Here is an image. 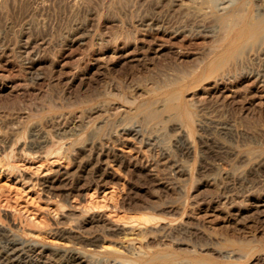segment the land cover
Wrapping results in <instances>:
<instances>
[{
    "label": "rangeland",
    "instance_id": "obj_1",
    "mask_svg": "<svg viewBox=\"0 0 264 264\" xmlns=\"http://www.w3.org/2000/svg\"><path fill=\"white\" fill-rule=\"evenodd\" d=\"M263 7L0 0V252L264 264V32L205 67Z\"/></svg>",
    "mask_w": 264,
    "mask_h": 264
},
{
    "label": "bare ground",
    "instance_id": "obj_2",
    "mask_svg": "<svg viewBox=\"0 0 264 264\" xmlns=\"http://www.w3.org/2000/svg\"><path fill=\"white\" fill-rule=\"evenodd\" d=\"M222 4V3H221ZM233 4V3H231ZM224 10V9H223ZM226 10V9H225ZM260 11V10H259ZM263 13H264V7L262 8ZM248 13V12H247ZM261 12V14L256 13L253 16L249 15L248 14H245L244 12L243 13H238L236 14L233 19L229 20L228 24L229 25V31L227 33V35H231L230 37L232 38L230 40V37H229V40L230 42L229 43H223V47H222V50L220 52V54H214V58L213 60H211L209 62V64H207L205 67L208 69V70H212L214 67H216V65H219V64H222V62L225 61V59L230 55L233 54V52L236 51L237 47H238V43L240 42H243L245 44L246 40H251V39H254L256 38L257 36H259L262 32H264V14ZM239 26V27H238ZM234 27H238L237 30L234 29ZM206 30V29H205ZM227 31V29H226ZM226 35V36H227ZM228 37V36H227ZM226 37V39H227ZM228 40V41H229ZM227 42V41H225ZM241 46V45H239ZM221 49V48H220ZM239 49V48H238ZM264 54V53H263ZM262 54V55H263ZM264 61V60H263ZM262 67V66H261ZM204 70V69H203ZM262 70V69H261ZM263 72V71H262ZM260 73V72H259ZM253 74V73H252ZM261 74V73H260ZM263 75V74H262ZM259 76V75H258ZM264 76V75H263ZM204 77V76H203ZM201 77V78H203ZM200 79V78H199ZM261 79V78H260ZM264 84V83H263ZM171 98V97H170ZM169 98V99H170ZM168 99V103L171 102L173 100V98H171V101H169ZM174 105V104H173ZM164 106V105H163ZM174 108V106L172 105H168V106H165L163 110H166V111H172ZM178 108V106H177ZM181 109V108H180ZM175 110V109H174ZM180 111V110H179ZM163 112V111H162ZM182 112V111H181ZM186 114V112H185ZM176 115H178L176 113ZM187 115V114H186ZM148 118V120H150L149 122H152V120H156L158 121V111H149V113L147 114L146 116ZM173 119V118H172ZM133 125V124H132ZM141 131V130H140ZM137 132V131H136ZM143 132V131H142ZM141 133V132H140ZM188 133V132H187ZM137 134V133H136ZM144 134V132H143ZM142 134V135H143ZM190 134V133H189ZM149 135V134H148ZM182 136V142H183V147L185 148L186 151H190V146L191 144L189 143V139H188V136L186 134V132H183L180 134ZM146 137V136H145ZM149 139V138H148ZM151 139V137H150ZM175 139V138H174ZM171 140V139H170ZM159 148V147H158ZM171 148V147H170ZM171 150V149H170ZM164 151V150H163ZM175 153V152H174ZM183 155V154H182ZM174 160V159H173ZM177 161V160H176ZM172 170V169H171ZM177 170V169H176ZM175 170V171H176ZM188 170V169H187ZM181 172V171H180ZM184 173V171H182ZM188 173V172H187ZM232 174V173H231ZM179 176V174H178ZM238 176V175H237ZM244 178V177H243ZM228 189V188H227ZM221 205V204H220ZM2 230V229H1ZM4 232V231H3ZM2 233V231H1ZM0 233V234H1ZM4 235V234H3ZM14 235V234H13ZM3 237V236H2ZM7 237L9 238L8 239V246L6 248V250L4 249L3 252H0V260H1V263L2 264H14V262H16V264H32L33 261H28L23 258L24 257H27V252L25 250V245H23V243H19L18 240L14 239V236H8ZM1 238V237H0ZM3 239H5L3 237ZM5 242V241H4ZM3 242V243H4ZM133 242V241H132ZM131 242V243H132ZM133 244V243H132ZM5 245V244H4ZM2 246V245H1ZM132 247V245H130ZM134 247V246H133ZM27 248V247H26ZM125 248V247H124ZM130 248V247H129ZM31 250V249H30ZM120 250V249H119ZM137 250V249H136ZM36 252V251H34ZM75 252V251H74ZM32 254V252H30ZM67 255V254H66ZM59 256V255H58ZM32 257V256H31ZM69 257V256H68ZM66 257V258H68ZM158 258V257H157ZM31 260V259H30ZM39 260V259H38ZM69 263L68 264H81L78 262V259H75V258H71L69 260H67ZM66 261V262H67ZM154 261V260H153ZM38 263V262H37ZM65 264V263H64Z\"/></svg>",
    "mask_w": 264,
    "mask_h": 264
}]
</instances>
